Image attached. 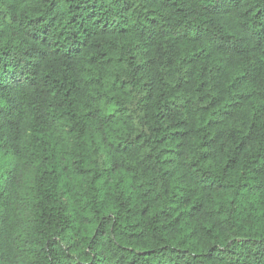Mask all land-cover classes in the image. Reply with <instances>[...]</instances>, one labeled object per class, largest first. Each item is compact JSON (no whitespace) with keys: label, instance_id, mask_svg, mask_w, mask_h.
<instances>
[{"label":"trees","instance_id":"16d2710c","mask_svg":"<svg viewBox=\"0 0 264 264\" xmlns=\"http://www.w3.org/2000/svg\"><path fill=\"white\" fill-rule=\"evenodd\" d=\"M0 264H264V0H0Z\"/></svg>","mask_w":264,"mask_h":264}]
</instances>
